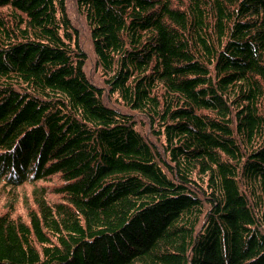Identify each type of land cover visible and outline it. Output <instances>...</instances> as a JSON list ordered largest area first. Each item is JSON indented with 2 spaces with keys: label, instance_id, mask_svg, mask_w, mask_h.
Returning a JSON list of instances; mask_svg holds the SVG:
<instances>
[{
  "label": "trees",
  "instance_id": "16d2710c",
  "mask_svg": "<svg viewBox=\"0 0 264 264\" xmlns=\"http://www.w3.org/2000/svg\"><path fill=\"white\" fill-rule=\"evenodd\" d=\"M75 3L0 0V264H264V0Z\"/></svg>",
  "mask_w": 264,
  "mask_h": 264
},
{
  "label": "rangeland",
  "instance_id": "374dc122",
  "mask_svg": "<svg viewBox=\"0 0 264 264\" xmlns=\"http://www.w3.org/2000/svg\"><path fill=\"white\" fill-rule=\"evenodd\" d=\"M68 8H70V15L75 21L80 34L82 44L90 51L89 47V38H88V28L85 24L84 18L81 16L80 12L76 8L75 0H67ZM89 70L94 73V76L98 79H102L101 72L94 65V60L92 56L89 57ZM59 177L51 176L49 179L44 181H39L38 184H43L47 187L48 191H51L54 185H57L59 182ZM37 185V184H36ZM33 185L30 183H24L19 186H10L4 182L0 183V213L5 212L10 209L13 215L20 214L21 216H26L25 204H28L32 208L35 207L33 203ZM49 198L58 200L59 195L54 194L52 191L49 192ZM12 204V207H10Z\"/></svg>",
  "mask_w": 264,
  "mask_h": 264
}]
</instances>
